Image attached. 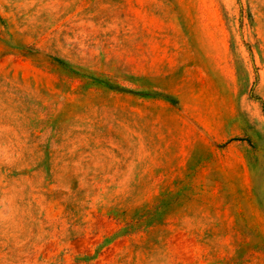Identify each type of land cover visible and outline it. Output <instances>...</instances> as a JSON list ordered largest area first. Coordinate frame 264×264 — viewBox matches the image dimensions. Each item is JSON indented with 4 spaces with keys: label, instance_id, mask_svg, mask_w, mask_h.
<instances>
[{
    "label": "rangeland",
    "instance_id": "374dc122",
    "mask_svg": "<svg viewBox=\"0 0 264 264\" xmlns=\"http://www.w3.org/2000/svg\"><path fill=\"white\" fill-rule=\"evenodd\" d=\"M0 264H264V0H0Z\"/></svg>",
    "mask_w": 264,
    "mask_h": 264
}]
</instances>
